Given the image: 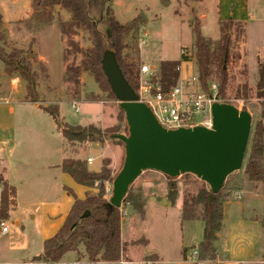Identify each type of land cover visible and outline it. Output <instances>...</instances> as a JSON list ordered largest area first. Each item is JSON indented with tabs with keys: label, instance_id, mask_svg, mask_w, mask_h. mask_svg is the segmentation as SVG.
<instances>
[{
	"label": "rangeland",
	"instance_id": "rangeland-1",
	"mask_svg": "<svg viewBox=\"0 0 264 264\" xmlns=\"http://www.w3.org/2000/svg\"><path fill=\"white\" fill-rule=\"evenodd\" d=\"M35 1L0 0V33L6 40V44L3 43L6 45L5 54L8 55L12 50L32 57V74L16 86L11 85V79L5 75L4 64L0 61V102L3 105L0 106V121L8 125V132L1 131L0 139H11L7 141L8 146H3L5 149L0 159V171L2 177L16 183L17 189L26 195L24 205L19 203L13 209L12 218L0 221L7 228V233L0 235V264L23 261L42 264L33 261L42 252L38 228L41 214H44V204H51L53 198H41L32 195V191L45 188L47 178L54 174L49 169L41 170L43 165L47 162L62 163V158L87 160L90 157L93 163H87L88 169L97 172L102 161L108 159L115 177L124 160L123 144L110 139L82 146L65 142L52 118L42 109L34 107V99L41 107L56 105L62 123L70 126L93 125L101 130L114 128L118 134L127 133L118 103L108 98L106 91L89 72L77 69L82 60L80 51L92 46L90 36L76 28L70 34L62 33L60 24L68 22L70 16L57 6L51 11L48 21L42 24L34 22ZM226 1L227 5L229 1L231 5L238 4V0ZM108 2L112 10L114 3L120 22L132 20L140 12L146 16L147 23L136 37L139 56L130 48L133 42L130 37L125 40L128 47L123 51V56H127L130 61L138 60L139 67L147 65L156 71L159 62L179 61L183 54L188 60L181 62L182 81L179 80L178 84L185 79L193 82L195 78L197 82L193 86L200 89L192 29L198 25L203 37L214 47L223 34L219 0ZM246 2L252 18L250 21L247 18L241 22L234 21L230 29V58L224 65L228 75L227 99H220L239 111L245 109L251 113L254 121L261 111V101L256 97V84L259 63L264 64V0ZM217 81L218 71L214 68L209 84L212 82L217 85ZM244 84L251 92L248 99H238L236 95ZM92 97H96L97 101L82 103L84 99ZM5 101L9 103L5 104ZM10 109H13L11 114ZM165 178L161 174L146 171L129 187L144 202L145 218L142 221L130 205L120 209L121 242L126 247L119 264H155L157 256L159 259L156 264H225L216 261L195 263V259L191 258L192 253L196 252L193 245L201 240L203 233L201 206L195 211L194 221L181 222L184 202L195 197L202 189L210 190L209 186L192 174H183L175 178L177 193L174 204H171L166 199L168 187ZM223 187L225 202L232 203L224 207L221 237L215 244L220 259L230 254V264H264L261 224L264 219V183L249 182L239 170L227 177ZM105 189L106 197L110 198L112 184L106 183ZM2 190L0 184V194ZM121 211H125L124 216ZM33 215L36 216L35 220L32 219ZM15 220L20 222L19 226ZM241 243L242 249L236 248ZM82 246L79 244V247ZM232 247L235 248L233 251ZM151 257L155 258V262H149L148 258ZM85 258L89 260L87 255ZM99 261H89V264Z\"/></svg>",
	"mask_w": 264,
	"mask_h": 264
},
{
	"label": "trees",
	"instance_id": "trees-1",
	"mask_svg": "<svg viewBox=\"0 0 264 264\" xmlns=\"http://www.w3.org/2000/svg\"><path fill=\"white\" fill-rule=\"evenodd\" d=\"M163 1L167 3V0ZM34 4V22L42 24L48 21L51 11L57 6L65 10L70 16L68 22L60 24L62 33L70 34L76 28L90 36L92 46L80 51L82 60L80 67L77 69L89 72L95 81L102 86L103 90L106 91L109 99L116 101L101 69V58L107 50H112L115 53L117 63L125 79L135 92H138L140 71L138 60L130 61L127 56H123V51L128 47L125 43L126 38L130 37L133 41L130 48L134 50V54L137 57L139 56L136 37L140 29L147 23L143 12H140L132 20L122 23L114 17L108 0H37ZM233 23L234 20L232 18L221 22L223 34L213 48L208 40L203 37L198 25H195L192 29L196 48L199 86L204 92H208L209 81H211L213 70L216 68L218 71V95L225 100L227 99L228 75L224 65L228 63L230 58L232 43L230 29ZM5 41V38L0 33V43L2 44H0V61L4 64L5 75L10 79L16 77L20 81H26L28 76L32 74L30 68L31 55H23L21 51L12 50L6 55L4 52V46L6 45H3ZM187 60L188 58L182 54L179 61L159 62L158 69L156 71L153 70L149 78L152 92H167L178 85L181 62ZM250 92L251 89L244 84L236 97L246 100ZM256 97L261 101V111L257 113L254 121L252 119L251 134L241 171L249 182L264 183V64L260 63ZM84 101L95 102L97 98L92 97L91 99H84ZM32 102L37 103L38 101L34 99ZM40 108L53 119L64 141L70 144L82 146L97 142L102 143L106 139H110L111 135L118 134V131L114 130V128L101 130L93 125L70 126L62 123L56 105L40 106ZM120 114L124 118V113L121 109ZM125 129L127 130L126 125ZM110 140L122 144L118 140ZM87 163V160L63 159L60 165L61 171L71 177L78 185L88 188L89 191L86 192L83 199H77L70 192L74 202L62 227L53 237L43 242L41 255L34 258L33 261L41 262L42 264H57L66 252L72 251L79 244H82L90 262L100 260L108 264H119L126 247L121 242L120 209L130 205L139 214L141 220H144V202L140 199V195L131 192V188H129L121 208L110 206V198L106 197L105 189V184H112L114 178V174L109 167L110 160L104 159L100 170L97 172L90 171ZM165 179L168 187L166 199L171 204H174L177 193L176 179L168 177ZM0 184L3 186L0 194V221H7L9 212L16 206L15 191L13 187H10L4 181L1 175ZM223 190L224 187L213 195L211 190L202 189L195 197L185 201L183 204L182 223L194 221L197 207L201 206L202 208L203 233L201 240L193 247L196 250L195 263L215 262L218 259L215 242L217 241V234L221 230L223 219L222 206L225 202ZM211 196L213 197L212 199H210ZM261 224L264 238V219ZM154 257L148 258L149 262H155Z\"/></svg>",
	"mask_w": 264,
	"mask_h": 264
},
{
	"label": "water",
	"instance_id": "water-1",
	"mask_svg": "<svg viewBox=\"0 0 264 264\" xmlns=\"http://www.w3.org/2000/svg\"><path fill=\"white\" fill-rule=\"evenodd\" d=\"M101 69L127 126L126 134L110 136L124 148L123 164L112 181L110 206L119 209L129 187L146 171L171 179L192 174L215 195L229 175L241 170L252 129L249 112L215 102L211 106V129L166 130L150 108L138 101L112 50L103 53Z\"/></svg>",
	"mask_w": 264,
	"mask_h": 264
},
{
	"label": "crops",
	"instance_id": "crops-1",
	"mask_svg": "<svg viewBox=\"0 0 264 264\" xmlns=\"http://www.w3.org/2000/svg\"><path fill=\"white\" fill-rule=\"evenodd\" d=\"M231 3L229 1V4L227 5L226 0H219V9H220V15L219 16H220L221 21H225V20L231 19V18L237 22L245 21L246 18L250 21V19L252 18V15L250 14V11L248 10L246 0H238V4L236 3L235 5L234 4L231 5ZM227 6H228V9H227ZM112 7L114 10L115 17H117V20H118L119 15L116 11L114 3H113ZM122 23H124V22H122ZM181 66H183V65H181ZM196 74H197V69H196ZM183 78H186V75H183ZM184 81L186 82L189 80L185 79ZM184 81L181 82V84H183ZM10 82H11L12 86L13 85L16 86L20 83V80L18 78L14 77L10 80ZM86 102L88 103L90 101H84L82 103H86ZM4 103L8 104L9 102L5 101ZM92 103H94V102H92ZM95 104H98V103H95ZM0 106H3V105H1V102H0ZM100 106H101V108H103L102 105H100ZM34 107L37 109H41L37 103L34 105ZM103 111H104V109H103ZM11 113H13V109L9 110V114H11ZM52 121H53V119H52ZM1 131L8 132V125L6 124L5 121H0V132ZM12 134H13V132H12ZM7 141H11V139L10 140L0 139V159L2 158L3 150L5 149L3 146L9 145ZM113 154H114V152H113ZM89 158H86V159L88 160ZM63 159L64 158H62V160ZM91 163H93V159H92ZM88 164H90V163H88ZM60 165H61L60 161L54 162V163H48L47 162L45 165H43L44 168H42L41 170L47 171V169H49V171H53L51 173H54V174H52L50 177L47 178V185H44L45 188H39V190H36L35 192L32 191V195L35 194L41 198H47L48 196L53 198L51 204H44V214L43 213L41 214V224H40V227L38 228L39 233H40L39 234V236H40L39 240L42 243V250H43V242L45 240L53 237L58 232V230L62 227V225H63V223L67 217V214H68V212H69V210H70V208L74 202V198L70 194V192L73 193V195L77 199H83L85 197L86 192L89 191L88 188L83 187L81 185H78L77 183H75L71 179V177H69L67 174H64L60 169ZM263 167H264V159H263ZM147 172L157 173V172H153V171H147ZM157 174L160 175V173H157ZM0 175L3 176L1 171H0ZM3 179L10 187L14 188L16 205L19 203L24 205V202L26 200V195L23 193V191L17 189L16 183L9 182V179H7L6 177H3ZM231 203L232 202L228 201V202H225L223 204L222 222L224 221V211H225L224 207L228 204H231ZM31 207H32V204H31ZM12 215H13V210H11L9 212V219L12 218ZM35 218H36V216L33 215L32 219L35 220ZM15 224L17 226H19L20 222L18 220H15ZM220 232L217 234V241L221 237ZM121 241L123 242L122 239H121ZM199 241L200 240H198V242ZM216 242H215V244H216ZM196 245L197 244H195L193 246H196ZM241 247H242V243H241L240 247H236V248L242 249ZM188 249L189 248L185 249L184 251L187 252ZM216 249H218V248L216 247ZM234 249L235 248L232 247V251ZM41 253L38 256H40ZM85 254L86 253L84 251L83 246L82 247L78 246L76 249L69 251V252H66L61 257V259L59 260V262L57 264H89V260H87L85 258V256H86ZM38 256H36V257H38ZM146 256H154V254H152V255L147 254ZM155 256H157V255H155ZM182 256H183V258L185 257L184 252H183ZM229 256H231V255L230 254L227 255L225 257L226 259L225 258L220 259L221 255L218 252V258L219 259H217L216 262H225V264H230L232 259ZM156 259H157V261L155 262V264L158 262L159 257L157 256ZM15 264H28V262L23 261L21 263H15ZM96 264H107V263L99 261Z\"/></svg>",
	"mask_w": 264,
	"mask_h": 264
},
{
	"label": "built area",
	"instance_id": "built-area-1",
	"mask_svg": "<svg viewBox=\"0 0 264 264\" xmlns=\"http://www.w3.org/2000/svg\"><path fill=\"white\" fill-rule=\"evenodd\" d=\"M152 70L147 65H141L138 77L139 89L137 92L138 101L147 105L152 111L158 123L166 130H176L179 128H194L202 126L207 129L212 128L211 106L213 103L222 102L218 95V86L212 83L208 92L201 88L195 89L193 82L186 81L182 85L178 84L167 92H152L149 78ZM141 77V78H140ZM189 88V89H186ZM77 110L76 106H73ZM88 163L92 159L87 160ZM125 215V211H121ZM7 228L5 223L0 224V235H5ZM196 261V252L191 255Z\"/></svg>",
	"mask_w": 264,
	"mask_h": 264
}]
</instances>
